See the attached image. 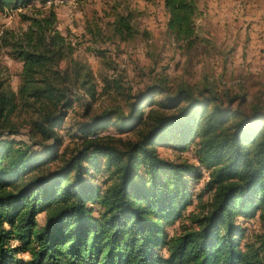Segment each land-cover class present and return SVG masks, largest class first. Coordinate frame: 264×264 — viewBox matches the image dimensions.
I'll return each instance as SVG.
<instances>
[{
  "label": "trees",
  "instance_id": "trees-1",
  "mask_svg": "<svg viewBox=\"0 0 264 264\" xmlns=\"http://www.w3.org/2000/svg\"><path fill=\"white\" fill-rule=\"evenodd\" d=\"M32 1L0 0V10ZM46 1L20 13L25 29L0 34V49L21 63L16 89L0 71V264H264V108H241L245 93L221 97L160 76L129 96L126 113L105 110L76 124L66 154L59 132L74 90L94 99L97 89L84 65L60 68L70 44ZM164 7L169 35L191 46L196 0ZM129 19L113 24L123 40L133 35ZM20 112L30 113L31 143L13 137ZM111 127L114 135L101 134ZM161 148L189 150L194 161L170 160ZM204 174L206 203L194 193ZM194 199L188 223L170 235ZM253 218L261 232L245 242L239 220Z\"/></svg>",
  "mask_w": 264,
  "mask_h": 264
},
{
  "label": "rangeland",
  "instance_id": "rangeland-1",
  "mask_svg": "<svg viewBox=\"0 0 264 264\" xmlns=\"http://www.w3.org/2000/svg\"><path fill=\"white\" fill-rule=\"evenodd\" d=\"M44 4L46 9L53 5L56 28L70 44L71 51L60 68L71 67L73 62L84 65L97 89L94 99L81 89L74 90L77 101L68 110L64 128L59 132L66 154L74 142L67 132H74L76 124L105 110L126 113L129 96L141 92L160 76H166L172 86L208 85L221 97L245 93L247 102L241 108L248 111L253 104L264 108V0H196V38L191 46L169 35L164 0H47ZM40 6V0H33L27 7L0 10V34L4 29H25L27 22L20 13L31 14L33 8ZM126 15L130 16L133 35L123 40L114 34L113 24L119 16ZM20 69L21 63L11 57L8 49H0V71L13 89L17 87ZM103 86L109 87L106 92ZM237 103L233 102L232 107ZM28 114L20 112L13 117L18 126L13 137L31 143L27 133ZM114 133L111 127L101 134ZM125 137L134 139L136 135L130 133ZM159 151L173 161H194L189 150L180 153L161 148ZM58 163L52 162L47 168L53 169ZM206 180L204 174L194 186V193L201 192L204 203L211 198V193L202 189ZM195 203L196 199L168 229L170 235L179 232L182 223H188L187 215L195 209ZM43 219L44 214L38 215L40 224ZM239 222L246 228L245 242L261 232L257 218Z\"/></svg>",
  "mask_w": 264,
  "mask_h": 264
}]
</instances>
